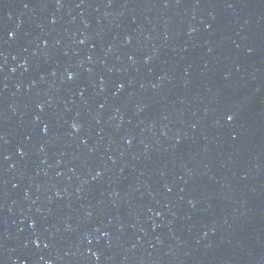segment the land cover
Returning <instances> with one entry per match:
<instances>
[{"label":"water","instance_id":"water-1","mask_svg":"<svg viewBox=\"0 0 264 264\" xmlns=\"http://www.w3.org/2000/svg\"><path fill=\"white\" fill-rule=\"evenodd\" d=\"M0 264H264V0H0Z\"/></svg>","mask_w":264,"mask_h":264}]
</instances>
